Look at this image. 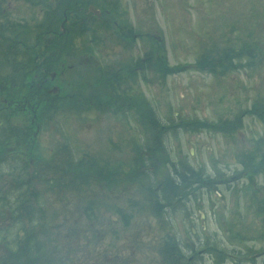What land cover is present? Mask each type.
I'll return each instance as SVG.
<instances>
[{
  "label": "rangeland",
  "instance_id": "obj_1",
  "mask_svg": "<svg viewBox=\"0 0 264 264\" xmlns=\"http://www.w3.org/2000/svg\"><path fill=\"white\" fill-rule=\"evenodd\" d=\"M31 2L19 0L17 4L15 3L14 15H8L13 19L12 21L22 20L23 32L17 36H23L28 54L34 52V36L37 31L35 26L39 19H42L39 9L41 7L51 9L50 0H39L37 5L32 0ZM96 2L99 3L98 0ZM111 4L116 8L117 19L122 24L136 28L138 32L162 36L164 44L160 42V45L169 64L192 65L197 61L195 57L205 52H210L212 57L206 62L198 60L204 63L202 66L206 67V70L181 66L178 72L164 79L148 70L138 76L137 83L128 81L127 85L118 87L121 91L115 94V96L119 95L118 102L113 99L99 101L100 95L92 92L90 98L94 103L90 109L80 110L79 103L75 101L62 102L57 106L56 112L55 109L47 110V106L42 109L41 114L46 123L40 136L42 138H39L41 151L38 149L33 150L35 153L29 150L23 152L22 146L15 145L14 155L22 157V153H26L23 160L29 162L33 159L38 165L46 164L47 161L53 163L61 161L63 165H67V170L73 165L77 166L79 172L82 165L86 168L84 172H88L89 177L88 174L82 177L83 173L80 172L75 179L78 182L70 190L66 189L65 192L58 190L47 196L46 205L44 204L46 224L43 223L44 228L47 229L46 233L50 236L38 235L37 238L39 237L45 244L47 250L53 246L56 248L53 255L57 261L53 264H57L65 244V238L61 236L64 229L61 230L60 235L57 230H53L52 225L54 224V227L56 223L61 225L62 217L65 215L81 217L91 207L96 211L94 217L97 218L92 222L100 220L104 204L107 205L106 227H135V223H138L143 228L149 226L153 229L165 228L179 236L184 232L188 237H200L203 246L211 245L209 238L215 239L218 247L224 251L234 252L240 249L239 253H241L247 246L258 251L261 246L257 240L260 236L259 226H256L254 219H248L249 215V217L245 215L244 191L248 192L246 178L232 184L217 187L210 184L197 188L193 197L187 196L186 200L184 199L186 203H180L175 208L178 213L174 218L167 217V220L161 218L163 220L161 221L150 218V213H153V204H151L153 197L149 193L145 195L144 188L136 187L138 192L135 195L134 192H129L127 196H122L117 201L112 198L108 202L107 198H102L92 176H99L100 172L105 176H111L114 182L116 175L112 172L117 171L119 180H127L129 177L135 156L133 147L135 148L137 140L144 145L148 132L145 128L152 127L131 108L136 98L138 103L135 104L153 107L157 117L166 118V120L160 119L161 124L171 129L165 134L163 141L166 152L174 160L177 169L179 163L188 167L197 166V170L202 172L201 177L206 181L225 179L243 170L248 147L264 148V114H262L264 58H261L264 57V0H111ZM6 21L9 23L10 20ZM8 29L9 26L6 24L3 35L8 36L11 33L10 37H15L12 32H8ZM109 42L114 48L113 40L110 39ZM244 42L248 45L246 47L251 49L252 54H255L250 55V62L247 58H232L234 49ZM6 44L0 42V51H3V46ZM158 44L151 37L140 36L133 44V51H137L135 54L138 57H143L146 53L155 54L160 49ZM213 47L215 51L212 50ZM115 48L123 52L126 49L120 43H116ZM4 53H0V58H3ZM5 72L0 71V75ZM114 90H108L112 98L113 93H116L115 87ZM104 103L107 105L100 106ZM100 116H105L103 117L105 119L95 120ZM56 117L63 118L60 119L61 122H69L67 124L69 126H75L73 123L75 120L71 119L73 117H79L80 121L83 118H90L91 126L89 130H83L67 127L64 124V129L61 131L59 126L57 128L54 126L57 123L54 119ZM195 117L207 120L206 124L209 126L219 127L218 133L210 130H190L186 126L187 131L183 128L175 131V128L183 123L182 120L187 121ZM10 119L11 122L16 121L17 127L21 125L19 119L23 121L18 115L10 116ZM175 122L181 124L174 126ZM13 132L17 131H8L6 134L10 141H12L9 137L10 133L18 136ZM12 145L11 142L9 147ZM250 151L251 157L258 154ZM68 161L71 164H68ZM96 165H101V168H96ZM49 174H52V171ZM258 175L257 185L264 186V174ZM159 177L162 178L160 174H151L150 180L157 181ZM64 178L69 179L67 174ZM142 179L147 181V177ZM1 181L3 179L0 176ZM43 184L44 182H41L42 188L45 189L47 183ZM190 189L193 187L188 188L187 192ZM0 206L1 212L3 205ZM200 211L203 212L202 217ZM6 219L5 214L0 215V228L3 230L7 225ZM126 219L129 223L125 221ZM69 221L70 224L73 223V220ZM81 222L85 223V221ZM31 228L40 230L32 226ZM191 229L195 232L191 233ZM18 231L19 225H16L11 231L5 232L6 237L14 239ZM148 237L152 238L150 235ZM206 237L208 241H204ZM247 238L255 240L248 242ZM5 248L0 243V264H37L39 260L45 259L47 253L36 251L32 246V251L28 254L21 251L18 256L16 254L12 256L13 254L9 255ZM137 264L163 263H158V260L154 259Z\"/></svg>",
  "mask_w": 264,
  "mask_h": 264
},
{
  "label": "flooded vegetation",
  "instance_id": "obj_2",
  "mask_svg": "<svg viewBox=\"0 0 264 264\" xmlns=\"http://www.w3.org/2000/svg\"><path fill=\"white\" fill-rule=\"evenodd\" d=\"M18 1L0 0V5H2L0 9V42L6 41L9 50L19 52L4 53L0 64L5 63V58L18 56L17 61L14 62V72L31 71V74L36 77V83L40 84L42 90H53V104L60 106L62 102L75 101L79 103L78 105L81 109L89 108L94 103L90 98V91H98L97 95H100L99 101H110L113 98L107 95L106 91H113L114 87L122 86L124 76L130 77L138 73V71H143L145 67L140 65L141 62L143 64L146 62L148 64L149 61L154 62V57L149 56L143 57L141 61L138 60V56L135 54L137 51H133V44L137 34L133 33L132 29L129 31L131 37L120 40V45L126 48L124 52L121 50L117 51L115 48V44L119 43L117 33L115 43L113 33L111 31L108 32L105 26L102 29L101 37L90 38L91 29H96L98 33L100 32L98 26L91 22L93 13L89 12L88 6L93 4L98 7V4L95 1L92 3L91 0H50V10L41 7L39 10L41 11L42 19H39L40 22L35 26L37 31L34 36V52L28 54L23 36H17L23 32L22 20L14 19L16 21H12L13 19L8 16L9 14L14 15L13 13L16 11L15 5ZM32 1L36 5L39 2V0ZM108 10H105V16L111 14L110 9ZM101 15L102 13L97 16L100 18ZM44 18L46 19L44 20ZM6 20H10L9 23ZM100 23L107 25V22ZM6 24L9 26L8 32H12L15 37H10L11 33L8 36L3 35ZM108 24H110V21ZM118 24L117 20H112L110 26L112 29L117 30L121 28L120 32L123 36L127 34L128 29ZM110 39L113 40L114 48L110 45ZM28 65L31 67L29 68ZM1 100L7 103L8 106L13 104L14 107L18 104V101L12 100V103L11 99L5 96ZM104 105L107 104L104 103L100 106ZM103 117L105 116L96 117L95 120H104L105 118ZM21 119L24 120L19 128L23 131L21 136H25L24 142H21V138L16 139L15 141L18 143L13 142L14 146L12 147L14 149L12 151L10 150L11 147L8 148L6 158L14 156L16 146H22L23 152L27 150L34 152L33 150L38 149L41 151L39 138H42L40 136L45 126L44 123H46L45 118L43 116H33ZM54 119L57 122L54 126L56 128L59 126L61 131L64 129V124L67 127L69 126L67 125L69 122L60 121L63 118L56 117ZM71 119L75 120L73 122L75 126L69 127L89 130L91 126L90 120L92 119L90 118H83L81 121L79 117ZM26 155V153H22V157H18L22 161L18 165L21 171V175L19 174L20 194L24 198H32L34 193H38L43 201V209H45L44 204L46 205V199L49 194L58 190L64 192L66 189L70 190L78 182L75 179L76 176L80 175V172L83 173L82 177L88 174V172H84L86 168L82 167V165L80 172L77 166L74 167L73 165L67 170V165H63L61 161L55 163L47 161L46 164L38 165L34 163L33 159H30L29 162L23 160ZM40 158H42L41 154ZM133 162V169L127 180H119L118 172L113 171L112 173L116 177L114 182H112L111 176H105L99 170H97L99 176L93 175L92 180H94L93 182L102 198H107L108 202L112 198L117 201L122 196H127L129 192H134L135 195L138 192L136 187L144 188L153 197L151 203L153 204V213H150V218L153 217L161 221H163L161 218H165V220H167V217L174 218L178 213H176L177 209L175 208L180 203H186L185 198L187 196L193 197L197 188L200 189L202 183L206 182L192 180L188 184L185 179L186 173L183 172L184 168L180 167V172H178L175 164H171V166L174 168V172L178 174L177 178L172 177L170 174H165L162 178L159 177L157 181L154 179L150 180L151 174H160L162 176L159 169L168 165V159L160 157L159 151L155 149L154 144L148 150H139V154L134 156ZM145 162L149 163L145 166ZM68 164L71 163L69 162ZM168 166L170 167V164ZM96 168H101V165H96ZM51 171L52 174H49ZM246 171L248 184L251 183L257 197L251 195L247 197L245 215H249L248 219H254L256 226H259L258 232L260 236L257 240L259 244L261 243V246L258 251H255L250 246H247L241 253H239L240 249L234 252L224 251L218 247L215 239L209 238L211 245L207 246L205 244L206 246H203L204 243L200 237H188L184 232L179 236V234L165 228L153 229L150 226L149 228H143L138 223H135V227H106L105 213L107 205L103 204L100 220L92 222L93 219L97 218L94 217L96 216V211L91 207L88 209L90 212L87 211L81 217L65 215L62 217L63 222L61 225H57V223L55 227L54 224L52 225L53 230H57L60 235L61 230L64 229L61 236L65 238V244L61 259L57 264H137L146 260L153 261L154 259H157L158 263L163 264H264V186L258 187L256 185V180L250 173V167ZM65 174H67L69 179L64 178ZM87 176L89 177V174ZM144 177H147V181L142 179ZM219 181L224 180L220 178L208 182L209 184H219ZM41 182L47 183L45 189L42 188ZM191 187L193 189L187 192L188 188ZM88 190L89 187L87 192ZM24 207L26 209L30 207V204L27 203ZM45 214V210L38 213H25L19 230L21 236L20 246L25 254H28V249L32 251V246L36 251L47 252L45 259L39 260L37 264H53L54 261H57L53 255L56 248L53 246L47 250L45 244L39 239L42 235L50 236L46 233L47 229L44 228L46 224ZM115 216L117 217V215ZM69 220H73V223L70 224ZM81 221H85V223L83 224ZM125 221L128 222V219ZM125 225L127 226V224ZM31 226L40 230L37 231ZM194 232L195 230L191 229V233ZM38 235L39 237L31 242L32 237H37ZM149 235L152 238H149ZM254 240L247 238L248 242ZM204 241H208L207 237ZM8 247L11 248L10 243ZM161 249L163 250L162 257L159 258ZM50 261L52 262L50 263Z\"/></svg>",
  "mask_w": 264,
  "mask_h": 264
},
{
  "label": "trees",
  "instance_id": "obj_3",
  "mask_svg": "<svg viewBox=\"0 0 264 264\" xmlns=\"http://www.w3.org/2000/svg\"><path fill=\"white\" fill-rule=\"evenodd\" d=\"M246 43H241L238 47L234 49V53L232 54V58H247L249 62L251 61V56L250 55H255L252 54L251 49H248L246 47ZM230 46V45H228ZM248 46V45H247ZM215 47L212 48V50ZM211 50V51H212ZM220 51L217 50V54ZM212 55L207 53V57L205 59H208ZM220 58V57H219ZM218 58V59H219ZM264 58V57H261ZM204 60V59H203ZM210 58L208 59V61ZM218 60H216L217 62ZM264 60H262L263 62ZM220 64H222L220 61H218ZM203 63H198L196 66L198 68H203L202 66ZM166 65V64H165ZM217 66V65H216ZM214 66V68H216ZM221 66V65H219ZM230 67H232V64H230ZM206 68V67H205ZM220 68V67H219ZM33 79V76L29 72L23 73L21 76H13V75H5V76H0V84H4L5 87L0 88V95L1 94H6L7 96H10L12 99H20L19 105L14 108L10 107V110L8 111L7 108L4 106H0V176L3 179V181L0 182V205H3V209L0 212V215L4 214H10L11 217H16L17 220L16 222L20 223L22 222V218L25 215V213H38L43 211V201L41 200V195L39 196L38 193H34V196L32 198H24L20 194V187L18 185V182L20 180V175L21 171L18 168L19 165V158L16 156H12L11 158H6L7 157V151L4 149V146L10 138L6 137L7 131H10V116H21V114H41L40 110L45 106H48V109H51L52 107L49 104H43V103H50L51 100L44 102L45 101V90H41V87L38 88H32L29 83H31V80ZM24 85V89L17 88V85ZM27 89V90H26ZM0 105H3L1 102ZM24 106V108L21 107ZM30 106V107H29ZM141 107V106H140ZM31 108V109H30ZM4 112V114H3ZM139 113L141 116H144L148 121L150 120L149 124H151V132H152V137L154 138V147H156L157 150L162 149L163 147V139L165 137V130L160 127L159 121H157L156 114L147 106H143L140 108ZM264 114V111L262 112ZM3 119V120H2ZM180 128H186L195 131H204V130H211V131H218L220 129L217 126H209L205 123V121H202V119L195 118L193 121L187 120L184 121ZM219 125V124H218ZM186 126V127H185ZM238 126V125H236ZM160 127V128H159ZM149 129V130H150ZM10 137V136H9ZM153 144V143H152ZM152 144L150 147H152ZM147 149H150L147 145L145 146ZM163 150V149H162ZM165 152V150H164ZM259 163L264 164V159L260 160ZM248 163L244 160L243 165L246 166ZM187 173H191L192 176L198 177L200 174L197 172L194 173L190 169H188ZM20 174V175H19ZM190 174V175H191ZM186 178V177H185ZM41 200V201H40ZM29 203L30 207L26 208L24 207L25 204ZM1 207V206H0ZM19 225V228H20ZM6 229V226H5ZM0 243L8 248V236L6 237V230H3L0 228ZM37 237H32L31 240H35ZM14 238V243L16 244L17 248H13L14 250L12 252V256H15V254L18 256L20 254L21 250L19 245L21 244L20 237H18L17 240ZM15 246V247H16ZM30 250H27V253H29ZM22 253V252H21ZM33 256V255H30Z\"/></svg>",
  "mask_w": 264,
  "mask_h": 264
},
{
  "label": "water",
  "instance_id": "obj_4",
  "mask_svg": "<svg viewBox=\"0 0 264 264\" xmlns=\"http://www.w3.org/2000/svg\"><path fill=\"white\" fill-rule=\"evenodd\" d=\"M244 174H245L244 172L236 174V175L230 177L228 180L229 181L236 180V179L240 178L241 176H243Z\"/></svg>",
  "mask_w": 264,
  "mask_h": 264
}]
</instances>
